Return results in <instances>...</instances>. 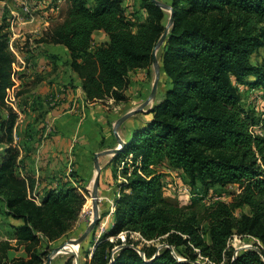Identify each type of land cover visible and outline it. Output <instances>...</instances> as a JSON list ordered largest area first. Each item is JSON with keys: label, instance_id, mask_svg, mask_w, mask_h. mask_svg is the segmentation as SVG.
Here are the masks:
<instances>
[{"label": "trees", "instance_id": "trees-1", "mask_svg": "<svg viewBox=\"0 0 264 264\" xmlns=\"http://www.w3.org/2000/svg\"><path fill=\"white\" fill-rule=\"evenodd\" d=\"M65 1L63 21L39 43L67 49L68 65L88 101H126L130 73L154 66L166 32L165 11L154 0H137L146 16L133 23L127 0ZM167 5L174 23L160 55L163 95L111 162L123 179L114 199V225L98 242L91 234L95 249L87 264H197L200 256L209 264H264V120L244 107L239 90L247 85L264 94V61L252 62L264 50V0H169ZM7 28L0 27V143L9 146L0 160V201L5 215L18 223L12 225L14 239L29 257L14 264H42L47 253L40 248L69 233L87 198L64 182L37 202V181L19 172L23 159L12 147L17 115L5 102L15 61ZM98 31L109 41L94 44ZM163 165L181 171L192 189L201 186L208 193L235 185L240 192L231 203L215 202L199 218L168 201ZM202 221L208 224V241ZM122 233L125 241L109 239ZM134 233L138 241L131 238ZM235 235L257 239L260 251L235 253L230 247ZM158 240L168 247L145 243ZM9 249V243H0V262Z\"/></svg>", "mask_w": 264, "mask_h": 264}, {"label": "rangeland", "instance_id": "rangeland-1", "mask_svg": "<svg viewBox=\"0 0 264 264\" xmlns=\"http://www.w3.org/2000/svg\"><path fill=\"white\" fill-rule=\"evenodd\" d=\"M164 4H168L169 0H163ZM23 2V3H22ZM29 5V3L21 0L20 11L17 10L15 13L22 12V6ZM126 9V15L130 18L133 23H139L143 19H145V13L141 9L137 0H127L124 3ZM60 7V14L59 16H63L65 14V3L61 2L59 4ZM166 13V26L169 23V19L171 16V12L168 10H164ZM42 22H40L39 18L36 20L34 24H20L15 27V31L18 35L16 39L19 47H23V52H31L36 53L37 55L41 56L47 52L43 49V46H40L37 39L29 41L28 38L32 37L31 32L32 28H36L41 26ZM45 26V24L43 25ZM34 33V32H32ZM24 44V45H23ZM27 48V49H25ZM160 48L156 52V57L159 62L160 66V80L158 86V92L155 99L147 106L144 111L138 112L135 116L130 117L127 120L126 124L119 129L120 127H116L117 122L120 118L125 116L130 111L137 109L140 105H142L150 96L155 79H156V69L153 66L150 70L139 69L135 70L130 73L129 75V83L127 89L125 90V95L127 100L121 103H116L114 99H107L106 101L111 102L110 107L114 108V113L111 116H104L105 128L102 130L100 138L102 137L101 144L107 143L106 147H99L101 148L99 152H106L113 149H116L120 146L118 140L113 135V132H117L119 138L124 142L126 141L135 128L141 126L148 119L150 116L145 115V113L151 109L155 104H157L161 96L163 95V85L165 83V78L161 72V50ZM64 59L63 57H61ZM264 61V50H260L256 56L253 57L252 62L254 64H261ZM54 69V68H53ZM58 69H61V72L65 71V67H55L53 72L50 74L45 73L43 74L45 80L52 76L54 72ZM21 73V72H20ZM20 78V76H19ZM63 80V78H62ZM20 81V79H19ZM41 81V80H40ZM39 81V82H40ZM55 80L48 82L49 85H52ZM47 83V84H48ZM240 93L242 95L243 105L246 109H250L255 111L258 116H260L264 120V94L261 89L251 88L247 85H240L239 86ZM108 106V105H107ZM112 110V109H111ZM103 123V122H102ZM122 125V124H121ZM120 125V126H121ZM255 131H259L258 128L254 129ZM91 137H93L91 135ZM109 138V139H108ZM93 149L91 154V164L90 166H84V172L79 174L77 172H70V175L66 176L67 180H62L60 183L70 182L74 187L77 189L88 199L86 204L77 220L74 224L72 229L69 233L57 242L50 243L48 245H44L40 248V250L45 251L47 254L43 259L42 264H46L48 255L51 254L54 249L61 246L64 243H67L70 240L79 238L89 227L91 221L94 217L93 211V203L90 205L89 199L92 198V190L91 183L93 178L95 177L96 168L94 166L93 161L95 160L96 150H99L97 147V143H92L90 145ZM105 146V145H104ZM1 148V146H0ZM3 152L0 150V153ZM115 155L113 154H104L100 156V166H101V174H100V187H99V220L94 229L93 236L94 239H91V235L80 245L78 246V252L75 254L66 253H59L52 258L51 264H67L69 261L72 264H87L91 260L92 252L94 251L95 247L91 246L93 240L94 242H98L104 235L109 234L110 230L114 225V212H115V202L114 199L117 197L119 192V185L123 181L121 177V168H119L114 163H111L114 159ZM2 157H0V160ZM160 173L163 174V182H164V191L166 198L170 201L173 205L183 208L186 213L195 212L197 213L199 218H204L206 216L207 211L210 209L211 205H213L217 201H222L225 203H231L234 197L240 192L238 186L229 185L227 187H216L211 189L208 193L204 192L201 186H197L196 188H191L188 185L187 179L184 177V174L179 170H173L167 168V166L163 165L159 168ZM19 172L22 176H29L35 179V175L30 173H25V171L20 167ZM75 175V176H73ZM42 176L39 178L40 182L42 181ZM45 179V177H44ZM86 188V191L81 188ZM47 190V189H46ZM44 190H37L34 191L33 197L38 199V201L43 197ZM4 204L0 201V243H9L10 249L8 250L6 259H3L0 264H14V261L24 260L28 261L29 257L24 251V248L17 244V241L14 239V229L12 227L13 224H18L14 220L9 219L4 213ZM245 213H250L247 207L242 209ZM239 215V212H237ZM202 232L204 233V239L209 240L207 236L208 224L205 221H202L201 224ZM126 233L120 234L118 237H110L111 241H116L117 239H121L125 241ZM131 238L138 241L140 237L136 234H132ZM146 243V242H145ZM147 244H154L159 249L166 248V244L163 241L158 240L157 242H149ZM257 239L251 236H239L235 235L232 240L230 241V247L235 248V253L240 252L245 249H254L256 245H259ZM143 245L138 246V250L142 248ZM175 257L179 260H183V257L177 253L174 248H171ZM1 254V253H0ZM197 264H209L206 259L203 257H199Z\"/></svg>", "mask_w": 264, "mask_h": 264}, {"label": "crops", "instance_id": "crops-1", "mask_svg": "<svg viewBox=\"0 0 264 264\" xmlns=\"http://www.w3.org/2000/svg\"><path fill=\"white\" fill-rule=\"evenodd\" d=\"M24 1L36 10L42 22L41 26L32 28L34 33L31 32L33 35L28 38L29 41L37 39L39 42L45 33L59 25L65 17V14L59 16V4L65 3V13L68 6L65 0ZM20 5L21 0H0V27L8 25L9 33L10 19L13 12L20 11ZM108 41L109 38L103 31L94 33V44L100 45ZM38 45L43 46L47 52L41 56L35 52H26L29 64L19 73L18 113L13 132V138L18 139V146L14 141L12 143V147L20 153L19 159H23L22 169L25 173L32 172L30 174L35 175V192L38 189L57 187L62 180H67L66 176L72 171L83 173V167L91 164L90 152L93 149H90V145L97 143L98 148L108 145L106 139L102 146L100 130L107 123L106 120L103 121L104 116L114 113V108L110 107L111 102H90L86 99L80 78L68 65L70 55L64 46L46 43ZM15 46L22 48L17 42ZM61 66L65 67L64 72L58 69L45 80L43 74H50L55 67ZM52 80H55L54 83L49 85L48 82ZM4 115H7V111H4ZM113 135L117 139L116 132ZM0 146L3 151L0 157H3L9 146L5 143H0ZM100 149L94 152L95 156L102 153L99 152ZM93 163L95 166V160Z\"/></svg>", "mask_w": 264, "mask_h": 264}, {"label": "water", "instance_id": "water-1", "mask_svg": "<svg viewBox=\"0 0 264 264\" xmlns=\"http://www.w3.org/2000/svg\"><path fill=\"white\" fill-rule=\"evenodd\" d=\"M154 2L159 5L163 10H168L171 12V16L169 19V23L166 27V32L163 34L162 38L160 39V41L158 42L157 46H156V50H155V56H154V67L156 69V79L151 91V94L149 96V98L142 104L140 105L137 109H134L132 111H130L129 113H127L125 116H123L121 119L118 120L116 127H120V125L125 122L126 120H128L130 117L135 116L138 112L144 111V109L150 105V103L155 99L157 92H158V86H159V80H160V66H159V62L158 59L156 57V52L162 48V46L164 45V42L170 32L171 27L173 26L174 23V15H173V10L172 7L169 5H166L158 0H154ZM116 132V130H115ZM117 140L118 143L120 144L121 147H123L124 142L119 138L117 132ZM121 150V148H116L110 151H106V152H102V153H98L95 156V168H96V174H95V178H94V186H93V191L91 193L92 198H93V208H94V217L93 220L91 221L89 227L87 228V230L77 239H73L68 241L67 243L62 244L61 246L57 247L56 249H54V251L48 255V259L46 264H51L52 258L59 254L60 252L66 251L68 246H80L94 231L98 220H99V187H100V174H101V166L99 163V158L100 156L104 155V154H117L119 151ZM168 247V246H166Z\"/></svg>", "mask_w": 264, "mask_h": 264}, {"label": "built area", "instance_id": "built-area-1", "mask_svg": "<svg viewBox=\"0 0 264 264\" xmlns=\"http://www.w3.org/2000/svg\"><path fill=\"white\" fill-rule=\"evenodd\" d=\"M39 16L36 13L35 9H32L31 6L24 5L22 6L21 13L13 12L12 17L10 19L9 31H10V50L15 56V61L12 64V80L14 82L13 87L7 89V94L5 98V102L7 106L12 109L16 114L18 113V84H19V73L22 72L29 64L28 59L29 56L26 52H23L22 48H17L15 43L17 42L18 37L15 27L20 24H34ZM24 45V44H23ZM14 143L18 146V139L14 138ZM118 148H122L119 146ZM37 202L38 199H36ZM140 237L138 233H134ZM259 242V241H258ZM149 243V242H146ZM260 243V242H259ZM261 244L256 245L255 250L260 251Z\"/></svg>", "mask_w": 264, "mask_h": 264}, {"label": "bare ground", "instance_id": "bare-ground-1", "mask_svg": "<svg viewBox=\"0 0 264 264\" xmlns=\"http://www.w3.org/2000/svg\"><path fill=\"white\" fill-rule=\"evenodd\" d=\"M94 185V179H93V181H92V183H91V190H92V186ZM88 200V199H87ZM89 203H90V205H92V203H93V198H90L89 199ZM93 211H94V208H93ZM78 252V246H68L67 247V249H66V251H63V252H60V254L61 253H63L62 255H64V254H66V253H72V254H75V253H77Z\"/></svg>", "mask_w": 264, "mask_h": 264}]
</instances>
